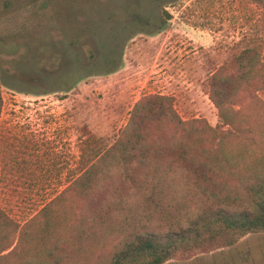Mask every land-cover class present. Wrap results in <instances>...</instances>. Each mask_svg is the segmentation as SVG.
Instances as JSON below:
<instances>
[{"label":"rangeland","instance_id":"374dc122","mask_svg":"<svg viewBox=\"0 0 264 264\" xmlns=\"http://www.w3.org/2000/svg\"><path fill=\"white\" fill-rule=\"evenodd\" d=\"M250 38L264 52V10L251 0H0V205L31 218L78 172L84 133L111 144L145 96L216 125L211 77ZM260 98L264 76L234 108L256 111ZM117 240L95 260L108 261ZM164 264H264V232Z\"/></svg>","mask_w":264,"mask_h":264},{"label":"trees","instance_id":"16d2710c","mask_svg":"<svg viewBox=\"0 0 264 264\" xmlns=\"http://www.w3.org/2000/svg\"><path fill=\"white\" fill-rule=\"evenodd\" d=\"M263 76V44L250 38L211 77L216 125L183 119L159 95L136 102L111 144L87 130L78 172L36 214L21 224L0 205V264H164L264 232V100L234 108ZM2 105L0 83V117ZM114 238L110 259L96 261Z\"/></svg>","mask_w":264,"mask_h":264}]
</instances>
